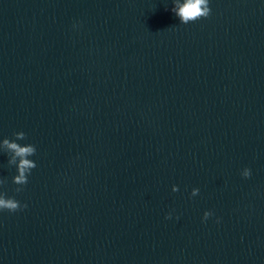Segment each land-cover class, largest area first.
Listing matches in <instances>:
<instances>
[{
    "label": "water",
    "instance_id": "1",
    "mask_svg": "<svg viewBox=\"0 0 264 264\" xmlns=\"http://www.w3.org/2000/svg\"><path fill=\"white\" fill-rule=\"evenodd\" d=\"M173 6L0 0V264H264V0Z\"/></svg>",
    "mask_w": 264,
    "mask_h": 264
},
{
    "label": "clouds",
    "instance_id": "2",
    "mask_svg": "<svg viewBox=\"0 0 264 264\" xmlns=\"http://www.w3.org/2000/svg\"><path fill=\"white\" fill-rule=\"evenodd\" d=\"M173 5L171 11L179 18L180 23L183 24H188L189 22H194L201 18H207L211 12L209 0H173ZM26 138V134L20 131L14 133L13 140H9L8 138L3 140V144L6 148L13 153V158L9 160V164H15L17 168V174L13 177V183L21 186L15 189L17 193L23 190L22 186L28 183V175H30L31 170L37 166L33 160L28 159V157L36 153V147L31 144L22 146L16 142ZM250 175V169L245 168L242 172V176L244 178H249ZM4 183H6V181L0 180V185ZM172 191H178V187L174 185ZM198 193L199 189L194 188L192 189L191 196H196ZM26 207V204L22 205L14 197H9L6 193L0 192V211L14 213ZM211 215V212L206 211L203 219L207 220ZM165 218H170V215Z\"/></svg>",
    "mask_w": 264,
    "mask_h": 264
}]
</instances>
